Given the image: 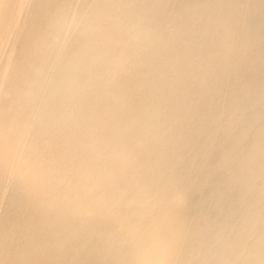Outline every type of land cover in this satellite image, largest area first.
Wrapping results in <instances>:
<instances>
[{
    "label": "bare ground",
    "instance_id": "1",
    "mask_svg": "<svg viewBox=\"0 0 264 264\" xmlns=\"http://www.w3.org/2000/svg\"><path fill=\"white\" fill-rule=\"evenodd\" d=\"M159 260L264 264V0H0V264Z\"/></svg>",
    "mask_w": 264,
    "mask_h": 264
},
{
    "label": "clouds",
    "instance_id": "2",
    "mask_svg": "<svg viewBox=\"0 0 264 264\" xmlns=\"http://www.w3.org/2000/svg\"><path fill=\"white\" fill-rule=\"evenodd\" d=\"M157 264H167V261H166V260H159V261L157 262Z\"/></svg>",
    "mask_w": 264,
    "mask_h": 264
},
{
    "label": "snow or ice",
    "instance_id": "3",
    "mask_svg": "<svg viewBox=\"0 0 264 264\" xmlns=\"http://www.w3.org/2000/svg\"><path fill=\"white\" fill-rule=\"evenodd\" d=\"M73 23H74V21H73ZM73 23H68V24H67V28H68L69 30L72 28Z\"/></svg>",
    "mask_w": 264,
    "mask_h": 264
}]
</instances>
